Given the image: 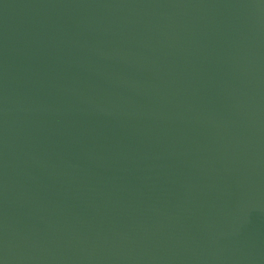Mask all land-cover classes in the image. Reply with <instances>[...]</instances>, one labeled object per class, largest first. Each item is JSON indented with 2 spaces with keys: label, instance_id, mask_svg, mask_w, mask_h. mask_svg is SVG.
<instances>
[{
  "label": "water",
  "instance_id": "1",
  "mask_svg": "<svg viewBox=\"0 0 264 264\" xmlns=\"http://www.w3.org/2000/svg\"><path fill=\"white\" fill-rule=\"evenodd\" d=\"M0 264H264V0H0Z\"/></svg>",
  "mask_w": 264,
  "mask_h": 264
}]
</instances>
